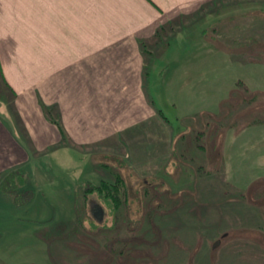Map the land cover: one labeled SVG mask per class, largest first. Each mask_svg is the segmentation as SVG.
Listing matches in <instances>:
<instances>
[{
    "label": "crops",
    "instance_id": "obj_1",
    "mask_svg": "<svg viewBox=\"0 0 264 264\" xmlns=\"http://www.w3.org/2000/svg\"><path fill=\"white\" fill-rule=\"evenodd\" d=\"M246 2L264 4V0H0V185L9 172L21 169L27 187L37 190L47 176L55 178V170L73 173L64 165L68 159L77 158L78 172L90 155L100 157L104 167L107 157H114L117 164L159 171L174 148V123L190 118L188 124L196 123L193 108L198 105L204 115L210 112L215 88L221 89L222 82L211 66L235 60L228 52L200 49L187 60L173 58L170 67L158 70L157 55L173 37L194 49V41L206 38L204 23H221L222 9ZM254 40L255 47L246 54H253L248 61L258 77L246 83L264 90V37ZM232 45L238 53L244 48ZM241 55L244 58L245 52ZM202 58L205 62L198 63ZM168 75L174 76L170 86L165 84ZM246 83L239 79L234 86L246 89ZM164 91H174L171 105L163 101ZM255 96L248 103L262 100V95ZM229 100L217 102L224 107ZM242 103L239 100L238 106ZM236 106L230 103L222 112ZM263 112L259 104L255 118H239L230 125L234 118L230 120L231 112L226 116L227 123L223 120L214 135L225 136L222 163L242 165L244 154L262 155ZM54 155L60 156L59 162ZM261 179L264 176L247 187L262 184ZM3 197L12 196L0 188Z\"/></svg>",
    "mask_w": 264,
    "mask_h": 264
},
{
    "label": "rangeland",
    "instance_id": "obj_2",
    "mask_svg": "<svg viewBox=\"0 0 264 264\" xmlns=\"http://www.w3.org/2000/svg\"><path fill=\"white\" fill-rule=\"evenodd\" d=\"M219 17L221 23L208 20L203 24L205 41L193 40L194 49L173 37L169 46L157 55L158 70L170 67L173 58L181 57L180 61H184L200 49L213 54L228 52L235 60L229 56L223 64L211 66L215 74L220 73L215 77L222 82L218 84L221 89L215 88L214 102L208 107L210 112L204 115L202 105H198L193 108L199 118L196 123L188 124L191 118L174 123V148L160 170L148 173L146 167L117 164L114 157H107L108 167H104L100 157L90 155L77 172L79 161L74 157L64 164L73 173L55 170L54 179L47 176L40 182V188L34 189L35 197L29 204L16 206L12 197H3L0 264H264V179L256 187H247L264 176L261 162L264 151L261 156L257 152L244 154L242 165L224 164L220 148L225 136L214 137L222 121L227 123L230 112V120L234 119L227 125L239 118H255L259 104L264 110V90L255 88L257 83H246L258 77L248 61L253 54L246 53L255 47L257 35L264 37V4L230 5L219 12ZM211 23L222 26L214 29L208 26ZM232 44L244 48L238 53ZM261 62L264 64V60ZM154 67L153 64L152 70ZM155 77H151L154 82ZM173 77L166 76L165 84H173ZM239 79L245 81L246 89L234 86ZM173 92L164 91L166 104L173 103ZM255 94L262 95V100L248 103ZM221 98L230 99L224 107L230 103L237 106L222 112L224 107L219 104L221 101L217 102ZM239 100L246 104L238 106ZM198 144H205V149ZM54 157L59 162L60 156ZM114 170L126 178L129 196L128 209L122 206L118 213V228L114 227L113 212H108L105 206H101V217L94 216L95 210L100 209L98 205L93 210L90 205L92 200V203L99 200L96 195L90 197L87 205L85 196L88 183L114 181ZM149 210L153 211L152 222ZM155 210L158 212L154 213ZM98 228L103 232L95 233Z\"/></svg>",
    "mask_w": 264,
    "mask_h": 264
},
{
    "label": "trees",
    "instance_id": "obj_3",
    "mask_svg": "<svg viewBox=\"0 0 264 264\" xmlns=\"http://www.w3.org/2000/svg\"><path fill=\"white\" fill-rule=\"evenodd\" d=\"M198 146L201 147L202 149L205 147L204 145H200V144H198ZM113 173L115 180L112 182L102 180L100 184L88 183V186L85 189V196L87 198L86 201V205H87V202L90 199V197L96 195L99 198V200L95 201L94 203H92L93 202L92 200L90 205L93 208V210H95L98 205L100 209L95 210L94 216L101 217L102 214L101 206L103 205L105 206V208H107L108 212L110 211L113 212L112 214L114 216L113 219L115 222L114 227L118 228L119 227L118 221H120L118 213L122 206H125L128 209L129 196H128L126 178L124 177V175L118 172L117 170H114ZM0 186L2 191L12 196L13 202L16 206L27 205L35 197L34 190L27 187V180L21 169H15L9 172L2 180ZM150 211L151 210H149V212ZM156 212L158 211L155 210L154 213ZM150 214L151 215L149 217V221L152 222L153 211H151ZM97 219L99 220L98 217ZM94 232L98 234V233H102L103 231L101 228H98L95 229Z\"/></svg>",
    "mask_w": 264,
    "mask_h": 264
}]
</instances>
